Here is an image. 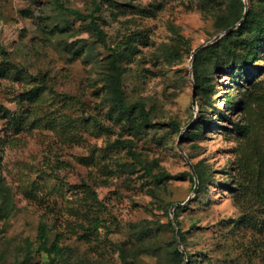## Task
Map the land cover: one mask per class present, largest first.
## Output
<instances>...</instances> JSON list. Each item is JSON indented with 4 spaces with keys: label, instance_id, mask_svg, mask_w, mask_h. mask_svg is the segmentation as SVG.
Returning a JSON list of instances; mask_svg holds the SVG:
<instances>
[{
    "label": "rangeland",
    "instance_id": "1",
    "mask_svg": "<svg viewBox=\"0 0 264 264\" xmlns=\"http://www.w3.org/2000/svg\"><path fill=\"white\" fill-rule=\"evenodd\" d=\"M68 1L94 8V0ZM96 14L106 44L53 0H0V264L51 263L38 250L42 221L72 264H264L251 231L233 228L240 207L229 180L242 111L226 101L240 99L246 75L215 69L202 95L194 76L197 52L218 39L194 50L231 26L219 29L217 11L201 0H115ZM137 31L142 38L127 61L124 88L128 102L140 100L151 113L152 123L139 131L112 112L107 77L114 48ZM66 43L84 51L68 52ZM260 56L250 68L263 77L264 47ZM39 74L61 95L49 87L29 92ZM71 96L84 100L87 112ZM84 113L98 114L112 130L59 127L61 118ZM200 124V136L187 135ZM198 161L210 173L202 191L199 177L194 190L189 164ZM159 167L179 175L160 183Z\"/></svg>",
    "mask_w": 264,
    "mask_h": 264
},
{
    "label": "trees",
    "instance_id": "2",
    "mask_svg": "<svg viewBox=\"0 0 264 264\" xmlns=\"http://www.w3.org/2000/svg\"><path fill=\"white\" fill-rule=\"evenodd\" d=\"M114 1L94 0V8L90 11H83L72 6L68 0H53L61 11L87 21L88 29L104 44H106V34L102 27L101 14L96 13L103 10L104 3L110 4ZM201 2L217 11L216 22L219 29L235 24L245 11L244 0H201ZM113 7L111 13L116 16L118 10L115 6ZM141 38L142 31L131 33L124 45L114 48L109 58L111 70L107 76L112 112L118 113L136 131H139L142 126L152 123L151 113L145 104L140 100L133 103L128 102L124 88V74L128 71L127 61L131 59L136 50L135 41ZM263 47L264 0H250V8L243 24L224 34L214 43L202 47L194 60V76L201 95L212 88L211 77L214 75L215 69L230 66L234 67L237 72L244 71L246 75L240 99L232 100L231 97H228L226 101L228 105L238 106L242 111L240 119L234 123L238 136L233 148L232 172L229 180L230 183L233 182L237 185L234 198L240 207V215L233 223V228L242 229L244 227L246 230H250V241L262 251H264V76H259L250 67L261 57ZM64 50L74 54L84 51L83 44L69 45L68 43L64 45ZM39 75L37 76L39 81L31 86L29 92L37 93L41 88L49 87L54 93L61 95L56 92L45 74ZM72 98L76 99L77 105L81 106L84 112H87L84 109L86 105L84 100L76 96H71L70 99ZM66 99L69 100V97ZM3 109L5 108L0 105V112ZM35 112L36 110L31 109L30 116ZM21 117L14 116V119L17 120ZM89 123L105 130H112L111 126L105 124L95 113L88 115L84 113L83 116L77 118L67 115L65 118H61L59 127H63L64 133H74L73 131L78 127L86 129ZM170 124L180 129L176 120H172ZM204 128L205 125L200 124L197 131L189 129L187 135L198 137ZM118 141L126 145L125 140ZM132 155L141 162L136 151H133ZM194 166L200 181L199 191H202L206 188V181L209 179L210 173L202 161L196 162ZM178 175L170 173L163 167H159L155 173L156 179L160 183ZM91 193L94 198L98 199L96 191L91 189ZM5 200L8 201V194L5 195ZM182 208H177V212ZM5 209L7 206L1 207L3 213H5ZM169 223L173 227L175 226L172 219ZM179 234L181 240H184L185 233L180 231ZM37 241L38 250L45 251L51 256L50 264H72L64 256L66 247L60 244L59 238L50 239L49 226L46 221H42L39 225ZM174 254L182 259V252L178 247L174 249ZM262 257L264 261V254ZM15 263L18 264L19 261ZM124 264L132 263L125 259Z\"/></svg>",
    "mask_w": 264,
    "mask_h": 264
},
{
    "label": "water",
    "instance_id": "3",
    "mask_svg": "<svg viewBox=\"0 0 264 264\" xmlns=\"http://www.w3.org/2000/svg\"><path fill=\"white\" fill-rule=\"evenodd\" d=\"M248 10H249L248 2H247V0H245V11H244L243 18H245V16H246ZM241 22H242V20L240 21V23H241ZM234 26H235V25L231 26L230 28H227L226 30H224L223 32H221L220 34H218L217 36H215V38H214L212 41H207V42H204V43L200 44V45L194 50V52H193V56L196 54V52H197L202 46L207 45V44H209V43H211V42H213V41L219 39V38L223 35V33H225V32H227V31L231 30ZM194 103H195V99H194ZM189 164H190V168H191V170H192V172H193V174H194V176H195L196 184H195V188H194V190H196V189H197V186H198V175H197V172H196V169H195L194 164L191 163V162H189ZM182 204H184V202H178V203H177L178 206H180V205H182ZM174 221H175V223H176V225H177V235H178V238H179L180 230H179V226H178V222H177L176 217H174Z\"/></svg>",
    "mask_w": 264,
    "mask_h": 264
}]
</instances>
